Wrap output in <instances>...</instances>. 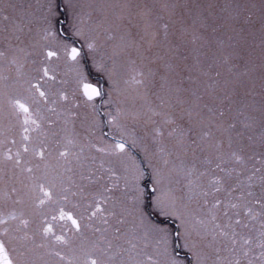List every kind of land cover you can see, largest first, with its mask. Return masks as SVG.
<instances>
[{
    "label": "snow or ice",
    "instance_id": "obj_1",
    "mask_svg": "<svg viewBox=\"0 0 264 264\" xmlns=\"http://www.w3.org/2000/svg\"><path fill=\"white\" fill-rule=\"evenodd\" d=\"M0 119V264H264V0H0Z\"/></svg>",
    "mask_w": 264,
    "mask_h": 264
},
{
    "label": "rangeland",
    "instance_id": "obj_2",
    "mask_svg": "<svg viewBox=\"0 0 264 264\" xmlns=\"http://www.w3.org/2000/svg\"><path fill=\"white\" fill-rule=\"evenodd\" d=\"M9 2L16 4L17 6H23L25 8H27V6L29 4L35 5L36 3L39 2V0H9ZM79 2H85V3H99L101 2V0H79ZM200 2L202 3H207V2H214L217 4H223L225 2V0H200ZM238 2H245V0H238ZM251 2H255L256 4L260 3V0H251ZM257 51H259L257 49ZM87 75L91 77L96 76L97 79H94L95 82L97 80H100L101 83H104V87L105 89H107V84L101 79L100 74H98L94 69H92L91 67V63L89 62L88 66H87ZM107 98V97H105ZM99 100V98H97L96 102ZM8 123V121L0 119V125H6ZM14 149V148H13ZM3 149H0V151H2ZM12 171H0V193H2L4 190L7 191H11L12 187H16L17 186L15 184H13V174ZM257 191V190H256ZM257 193H259V191H257ZM20 194L23 196L24 195V189L22 187H20ZM13 199H15V196H13ZM25 203L24 205H17V209H19L20 207H25V208H29L31 206V201L28 199L27 196L24 197ZM50 206H45L42 209H47ZM258 210V208L256 209ZM41 214L43 213H48V212H40ZM157 221H161L163 220V218L159 217L158 215L155 217ZM170 219V218H169ZM35 227V224L34 226ZM169 227L172 228L173 230H175V224L174 223H169Z\"/></svg>",
    "mask_w": 264,
    "mask_h": 264
},
{
    "label": "flooded vegetation",
    "instance_id": "obj_3",
    "mask_svg": "<svg viewBox=\"0 0 264 264\" xmlns=\"http://www.w3.org/2000/svg\"><path fill=\"white\" fill-rule=\"evenodd\" d=\"M79 46H80V42L78 41V42H77V47H79ZM94 79H97V77L94 76V77H91V78H90V76H88V80H89V82L95 83V80H94ZM96 103H97V104H101L100 99H99ZM103 111H104V107L102 106V107H101V112H103ZM53 118H55V117H53ZM105 130H107V129H105ZM16 131H17V129H16L15 126H14V128H13V134H15ZM16 139L19 140V136H18V135H16ZM13 148H14L13 151H15V147H13ZM96 155H97V159H96V161H95L94 163H92L91 161H89V163L91 164V166H92L94 169H98V168H99V164H100V157H99V154H96ZM26 159H27V157H26ZM105 160H107V158H105ZM107 166H108V165L105 164V167H107ZM79 171H80L79 169L76 170L75 175H77V177H78V175H79ZM12 174H13V184H15V185L17 186V189L20 191V187H21V185H20V183H18L17 180H16V175L19 174V170H18V169H13ZM105 175H106V174H105ZM102 183H105V182L102 181ZM97 187H98V185H96V184H93V185L90 186V188H91L92 190H95ZM113 195H119V192H118V191H117V192H114ZM25 209L27 210L28 208H25ZM39 212H49V208H47V209H45V210H44V209H40ZM33 226H34V223H33L32 227H33ZM65 226H66V225H65V222H63V221H59V220H57V221H53V228H54V231H55L57 234H60L61 231H62V229H63ZM98 226L103 227L102 224H100V225H98ZM68 235H71V232H69ZM91 235H92V234L89 233V236H91Z\"/></svg>",
    "mask_w": 264,
    "mask_h": 264
},
{
    "label": "trees",
    "instance_id": "obj_4",
    "mask_svg": "<svg viewBox=\"0 0 264 264\" xmlns=\"http://www.w3.org/2000/svg\"><path fill=\"white\" fill-rule=\"evenodd\" d=\"M257 151H259V150L257 149ZM249 165L251 167H255V168L261 167L260 161L258 159H255V158H253V160L249 161ZM256 190L259 191V189H256ZM223 195L224 194L222 193L221 196L223 197Z\"/></svg>",
    "mask_w": 264,
    "mask_h": 264
}]
</instances>
